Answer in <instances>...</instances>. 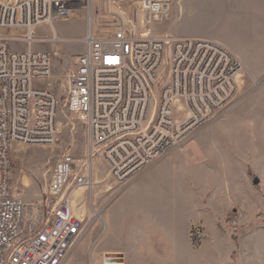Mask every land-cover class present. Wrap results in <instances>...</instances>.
<instances>
[{
	"label": "built area",
	"instance_id": "obj_1",
	"mask_svg": "<svg viewBox=\"0 0 264 264\" xmlns=\"http://www.w3.org/2000/svg\"><path fill=\"white\" fill-rule=\"evenodd\" d=\"M172 0H0V264H64L83 231L71 205L70 185L91 184L100 152L109 173L131 180L192 141L234 100L243 65L221 43L157 32L171 17ZM84 13V50L74 57L64 105L85 125L86 153L60 155L47 194L55 200L40 228L25 221V204L12 189L15 143L51 144L57 135L59 98L42 81L57 42L54 23ZM46 27L50 35H38ZM13 42L23 45L14 47ZM236 230V221H230ZM200 232H193L197 240ZM105 264L106 260L103 261Z\"/></svg>",
	"mask_w": 264,
	"mask_h": 264
},
{
	"label": "rangeland",
	"instance_id": "obj_2",
	"mask_svg": "<svg viewBox=\"0 0 264 264\" xmlns=\"http://www.w3.org/2000/svg\"><path fill=\"white\" fill-rule=\"evenodd\" d=\"M238 0H172L171 17L168 21L155 26L157 32H169L175 35L193 32H210L220 38L237 36L238 31L228 28L241 16L251 22V27L242 30L240 36L253 40L264 38V0L261 8L254 11L241 10ZM215 5H223V14L214 12ZM182 11H175L179 9ZM242 14V15H241ZM179 16V17H178ZM84 13L79 11L71 19L57 21L54 30L60 39L57 42H43L34 45L37 50L55 51L51 61L49 77L42 81L60 100L57 135L51 144L15 143L10 156V178L13 193L25 204L26 224L40 228L50 217L55 204L47 194L50 174L56 159L62 154H70L81 158L86 153V135L84 121L80 116L72 114L64 105L68 76L71 74L75 55L83 52ZM38 35H50L46 27L37 29ZM220 43L210 37H200ZM14 47L23 45L13 42ZM243 60L251 66L247 71L244 66L241 77L237 78V87L233 103L214 120L199 126L191 142H195L198 134L206 138L211 147L215 135L218 146L223 149H259L264 155V55L253 56L241 50ZM182 145L174 151L185 148ZM196 145V143H194ZM197 146V145H196ZM160 160V161H161ZM260 174L264 176V167L259 165ZM91 184L87 187L70 185L71 205L76 215L83 218V231L72 246L64 264H103L104 260L120 261L122 255L116 252L102 251L110 235H104L105 214L109 213V204L119 200L127 193L131 180L118 181L109 173L108 165L100 152H95L92 159ZM256 176L250 169L248 177ZM135 178V177H134ZM260 179V178H259ZM260 194L259 209L246 224L239 218V213L229 212L223 221L224 233L231 239L236 248L229 264H264V186L253 185ZM117 199V200H118ZM116 200V201H117ZM97 213V215H95ZM100 216V217H97ZM236 221V230L230 221ZM200 227L192 228L190 238L195 245L199 238H193V232ZM197 241V242H196ZM116 256V257H113ZM120 258V259H119ZM117 259V260H116ZM106 260V261H107Z\"/></svg>",
	"mask_w": 264,
	"mask_h": 264
},
{
	"label": "crops",
	"instance_id": "obj_3",
	"mask_svg": "<svg viewBox=\"0 0 264 264\" xmlns=\"http://www.w3.org/2000/svg\"><path fill=\"white\" fill-rule=\"evenodd\" d=\"M237 5L254 13L262 4L238 0ZM213 7L214 12L223 14V5ZM178 10L182 11L180 6ZM238 20L228 26L232 32L238 31L231 39L210 32L180 35L219 40L251 73L241 50L264 55V38L253 41L240 36L252 20L241 23V16ZM212 142L215 147L198 134V149L176 150L133 178L127 193L108 206L103 236L110 238L102 251L121 254L123 264H229L236 245L224 233L223 221L229 212H236L248 224L256 214L261 196L253 185L264 186L258 168L264 167V155L259 149L220 148L215 135ZM249 169L256 175L252 182ZM195 227L202 233L194 245L189 234Z\"/></svg>",
	"mask_w": 264,
	"mask_h": 264
},
{
	"label": "bare ground",
	"instance_id": "obj_4",
	"mask_svg": "<svg viewBox=\"0 0 264 264\" xmlns=\"http://www.w3.org/2000/svg\"><path fill=\"white\" fill-rule=\"evenodd\" d=\"M53 30H54V26H53ZM55 32V30H54ZM0 35L1 36H5V37H10L11 35V32L10 31H4V30H0ZM58 38V37H57ZM59 39V38H58ZM60 40V39H59ZM242 75H239L238 77H241ZM195 142H191L189 143L185 148L183 149H198L197 146L194 144ZM192 151V150H191ZM187 157V156H186ZM189 158V157H188ZM189 160V159H187ZM193 160V159H192ZM95 215H97V213H95ZM97 217H100V216H97ZM113 257H116V256H113ZM120 259V258H119ZM107 260V259H106ZM117 260V259H116ZM124 262L122 260L120 261H110V260H107L105 262V264H123Z\"/></svg>",
	"mask_w": 264,
	"mask_h": 264
},
{
	"label": "water",
	"instance_id": "obj_5",
	"mask_svg": "<svg viewBox=\"0 0 264 264\" xmlns=\"http://www.w3.org/2000/svg\"><path fill=\"white\" fill-rule=\"evenodd\" d=\"M258 182L257 178L253 179V183L256 184Z\"/></svg>",
	"mask_w": 264,
	"mask_h": 264
}]
</instances>
